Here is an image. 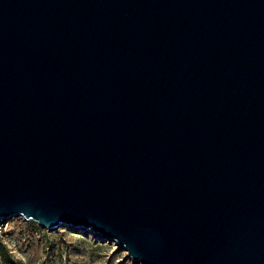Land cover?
<instances>
[{
    "label": "water",
    "instance_id": "obj_1",
    "mask_svg": "<svg viewBox=\"0 0 264 264\" xmlns=\"http://www.w3.org/2000/svg\"><path fill=\"white\" fill-rule=\"evenodd\" d=\"M12 217L140 264H264V0H0Z\"/></svg>",
    "mask_w": 264,
    "mask_h": 264
},
{
    "label": "rangeland",
    "instance_id": "obj_2",
    "mask_svg": "<svg viewBox=\"0 0 264 264\" xmlns=\"http://www.w3.org/2000/svg\"><path fill=\"white\" fill-rule=\"evenodd\" d=\"M0 233V246L10 255V264H140L129 258L117 242L92 229L61 226L50 231L33 221L12 217ZM0 264L4 260L0 255Z\"/></svg>",
    "mask_w": 264,
    "mask_h": 264
},
{
    "label": "trees",
    "instance_id": "obj_3",
    "mask_svg": "<svg viewBox=\"0 0 264 264\" xmlns=\"http://www.w3.org/2000/svg\"><path fill=\"white\" fill-rule=\"evenodd\" d=\"M0 255H1V258L4 260V263L10 264V255L6 251L5 247L0 246Z\"/></svg>",
    "mask_w": 264,
    "mask_h": 264
},
{
    "label": "built area",
    "instance_id": "obj_4",
    "mask_svg": "<svg viewBox=\"0 0 264 264\" xmlns=\"http://www.w3.org/2000/svg\"><path fill=\"white\" fill-rule=\"evenodd\" d=\"M25 221H27V220H25ZM7 228H8V223L4 224V221H1L0 222V233H2V231H7Z\"/></svg>",
    "mask_w": 264,
    "mask_h": 264
},
{
    "label": "bare ground",
    "instance_id": "obj_5",
    "mask_svg": "<svg viewBox=\"0 0 264 264\" xmlns=\"http://www.w3.org/2000/svg\"><path fill=\"white\" fill-rule=\"evenodd\" d=\"M78 229H79V230H84V228H83V227H78Z\"/></svg>",
    "mask_w": 264,
    "mask_h": 264
}]
</instances>
